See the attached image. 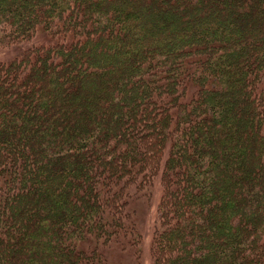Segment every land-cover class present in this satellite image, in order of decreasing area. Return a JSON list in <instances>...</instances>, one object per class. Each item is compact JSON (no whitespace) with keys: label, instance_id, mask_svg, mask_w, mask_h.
Wrapping results in <instances>:
<instances>
[{"label":"trees","instance_id":"obj_1","mask_svg":"<svg viewBox=\"0 0 264 264\" xmlns=\"http://www.w3.org/2000/svg\"><path fill=\"white\" fill-rule=\"evenodd\" d=\"M27 44L0 63V264L137 254L157 179L152 264H264V0H0V49Z\"/></svg>","mask_w":264,"mask_h":264},{"label":"rangeland","instance_id":"obj_2","mask_svg":"<svg viewBox=\"0 0 264 264\" xmlns=\"http://www.w3.org/2000/svg\"><path fill=\"white\" fill-rule=\"evenodd\" d=\"M44 34L37 37L33 44L40 45L47 42V36ZM32 44V43H30ZM30 44L13 47L12 49L5 50L0 49V63L7 62L16 57L20 52L27 48ZM154 193L150 196H143L137 199L136 216L139 222V226L142 230V241L140 244V250L137 254H133L131 251L121 250L118 247H110L106 250V255L109 260L117 264H152L153 256L151 252L152 237L154 230V221L157 218L158 209L157 205L161 197V182L157 179L154 182Z\"/></svg>","mask_w":264,"mask_h":264}]
</instances>
